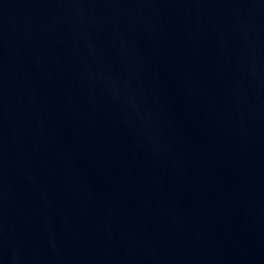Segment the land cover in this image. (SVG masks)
<instances>
[{
  "label": "water",
  "instance_id": "95a60500",
  "mask_svg": "<svg viewBox=\"0 0 264 264\" xmlns=\"http://www.w3.org/2000/svg\"><path fill=\"white\" fill-rule=\"evenodd\" d=\"M0 264H264V0H0Z\"/></svg>",
  "mask_w": 264,
  "mask_h": 264
}]
</instances>
